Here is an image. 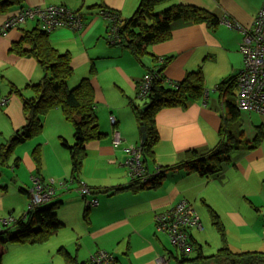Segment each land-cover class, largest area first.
I'll return each mask as SVG.
<instances>
[{
    "label": "crops",
    "instance_id": "1",
    "mask_svg": "<svg viewBox=\"0 0 264 264\" xmlns=\"http://www.w3.org/2000/svg\"><path fill=\"white\" fill-rule=\"evenodd\" d=\"M137 1L24 0V6L45 7L66 4L84 13L85 25L82 28L58 27L49 38L54 47L62 52L70 51L72 54L75 70L71 83H68L70 87L75 83V74L79 67L86 77L90 75L91 67L96 66L97 70L92 76V82L96 91L100 130L104 134L101 139L87 144V155L80 173L83 182L92 188L99 204L87 208L85 200L75 190L61 192L56 197V201L61 200L58 215L65 223V227L45 243L55 244L59 252L61 248H65L77 262L82 257L84 261L90 263V255L93 252L105 249L114 253L116 258L119 255L123 260L125 259V264L126 262L157 264V254L170 256L173 246L167 234L158 229L156 215L173 207L181 198H186L191 203L197 204L202 200L207 209V205H210L221 215L227 229L230 247L235 245L233 241L237 236L248 238L251 245L263 247L264 141L256 149L245 150V153L237 159L231 158L232 164L211 179L202 177L198 173L170 172L164 183L156 189L146 188L138 192L128 189L105 192L104 189L127 186L131 183V175L123 165L126 158L125 150L123 145H113V132L119 129L129 143L142 141L141 129L137 124L133 106L140 102L136 99L137 86L148 71V67H152L155 63L153 57L173 56L164 70L170 83L183 80L187 72L202 66L206 86L213 87L210 83L228 76V72L217 74L209 72V66L217 62V59H240V65L236 66L237 62H234L233 68L238 74L243 68L239 69L243 63V55L240 51L242 33L222 22L211 29L204 23L177 21L173 27V36L169 40L151 45L149 57H144V63L136 59L127 47L110 45L107 41L108 23L98 13L100 7H111L125 16H130L136 8ZM177 1L206 9L219 18L225 14L230 15L248 26L264 0ZM20 8L22 7L13 8L11 13L17 12ZM5 20L6 15L0 14V26ZM30 23H33L32 27L36 25V21H28L7 33H0V92L10 97L8 105L0 110V146L8 143L15 132L26 124L23 97L16 90L19 89L24 97H33L35 91L31 86L38 84L44 75L35 58L19 56L11 51L13 43L22 37L23 29H31ZM214 68L216 72L222 69L216 66ZM212 75H218V78L213 79ZM59 112V109H54L44 118L43 133L41 139L37 141L45 143L44 159L41 145L42 168L39 173L31 156L37 144L35 138L16 148L14 155L17 154V157L14 156V160L17 158L19 160L17 162L11 160L7 165L11 167L13 161L14 165L11 168L14 173L4 171V176L3 172L0 173L2 176L0 219L9 212L20 217L28 209L30 203L28 189L32 186L33 174H38L44 179L56 180H65L71 176L72 171L69 175L68 166L66 167L63 158L58 157V160L61 158L64 170L53 169L48 163L45 152L49 145L55 143L54 133L59 128L66 127L67 139L74 141L73 127L68 123L60 122ZM224 112L219 92L213 89L210 90L206 102L192 103L186 109L172 107L161 110L156 116L160 135V140L154 147L156 164L174 165L184 158L187 149L196 148L205 153L216 146L220 140L219 130L223 126ZM111 115L116 117L117 126L111 122ZM53 126L56 128H51L46 133V128ZM22 164L26 167V172L22 171ZM253 185L257 190L250 192ZM238 195L241 203L242 201L249 203L246 208H243L241 203H234L233 197L238 198ZM253 208H256L257 215L251 213ZM18 212L22 213L17 214ZM203 218L208 224L204 213ZM255 218L256 222H254ZM210 222L212 224L211 218ZM192 237L201 244L194 231ZM79 239H83V243L87 240L84 244L86 249L83 251V244ZM205 241V244L209 245V242ZM220 243L222 241L219 235L216 246L219 247ZM246 246L248 244H242V247ZM202 247L204 254L208 255L203 245ZM193 254L194 251L191 255ZM117 260L120 264L118 258Z\"/></svg>",
    "mask_w": 264,
    "mask_h": 264
},
{
    "label": "trees",
    "instance_id": "2",
    "mask_svg": "<svg viewBox=\"0 0 264 264\" xmlns=\"http://www.w3.org/2000/svg\"><path fill=\"white\" fill-rule=\"evenodd\" d=\"M23 3L24 0H0V14L6 15L7 19L13 14L11 13L13 8L25 7ZM70 9L73 15H78L82 26H84V13L81 10ZM98 13L108 23V43L127 47L131 54L143 63L144 57H149V47L151 45L169 40L173 36V27L177 21L180 20L192 24L204 23L211 29L221 22V18L210 11L195 5L181 4L177 0H138L135 10L130 16H125L114 8L106 6H101ZM106 13L117 17L113 20ZM30 21H36V25L32 29H23L22 37L19 41L13 43L11 51L19 56L35 58L43 69L44 75L38 84L31 86L35 91L33 97H24L19 89L16 90L23 97L26 124L22 129L15 132L8 143L0 146V168L7 166L11 160L14 162L19 160V158L14 160L16 148L43 133L44 118L54 109L61 108L66 119L73 124L75 138L73 145H69L68 141L64 140V144L70 149L72 154V174L69 177L72 184L69 190L58 191L49 202L34 208L28 207L20 217L17 216V221L6 226V230H3L6 233H10V228L16 227L18 231L10 239L27 241L31 244H42L51 240L53 236L65 227V223L62 222L58 215L61 200L56 201V197L61 192L75 190L85 200L86 205V198L93 197L91 187V194L87 197L82 196L78 190L83 182L80 173L87 155V144L101 139L104 134L100 130L96 109V91L92 82V76L97 70L96 66L93 65L91 67L90 75L83 77L77 87H69L68 80L72 77L75 70L71 52H62L54 47L49 38L53 31L44 30L38 20ZM160 58L153 57L155 63L152 67H148V71L145 73L146 75L150 72L153 78L144 98L139 97L141 84H139L140 82L138 83L136 99L140 102L133 106L137 124L140 129L143 125L145 126L147 139L143 140L142 138L140 143H129L122 136L126 142L120 144L123 145L124 150L128 144L141 145L143 167L149 176L144 180L138 176L132 177L129 185L104 189L105 192L127 189L138 192L146 188L156 189L164 183L170 172L198 173L202 177L211 179L224 172L225 168L232 164L230 154L233 150L241 147L245 150H253L260 147L264 141V124L255 125V137L253 139L245 138V132L242 130V111L238 108L236 95L232 92L234 87L237 88V75L235 78H225L215 87V91L219 92L225 109L223 126L219 130L220 140L218 144L205 153L196 148L187 149L184 158L174 165H157L154 151V147L160 140L156 123L157 114L165 108L181 107L186 109L192 103L207 101V98H205L207 87L202 66L187 72L183 80L170 83L164 70L173 56ZM230 94H233V97ZM141 105L144 107L142 106L143 108H141ZM113 125L117 126V119ZM115 130L119 131V129ZM31 156L35 162L37 173H39L42 168L41 144H37L34 147ZM88 207L91 208V206L87 205ZM207 207L212 224L221 237L222 246L214 254L205 255L202 245L191 236L189 240L193 246L194 254L185 255L183 252L173 248L170 251V256L166 255L170 263L264 264V251L232 250L229 246L227 229L221 215L210 205H207ZM25 213L26 215L24 216ZM3 233L0 235V240ZM60 252L64 253L67 261H73L75 264H93L91 255L95 252L90 255V263L77 262L76 258L71 256L65 248H61ZM4 253L5 248L0 247V264Z\"/></svg>",
    "mask_w": 264,
    "mask_h": 264
},
{
    "label": "built area",
    "instance_id": "3",
    "mask_svg": "<svg viewBox=\"0 0 264 264\" xmlns=\"http://www.w3.org/2000/svg\"><path fill=\"white\" fill-rule=\"evenodd\" d=\"M113 20L117 16L106 13ZM30 20H38L41 27L48 32L54 31L60 26H70L74 29L82 28V22L78 15H73L72 10L65 4H54L48 6H25L11 14L0 26V33H7L10 29L27 23ZM222 24L242 33L240 51L243 55V68L237 76L236 102L241 111L258 113L264 115V1L258 8L250 25L246 26L230 15L221 17ZM153 75L149 72L141 79L139 97H145L151 86ZM216 87V86H215ZM213 88L215 90L216 88ZM211 89L207 88L205 98H208ZM10 101L8 95L0 92V110L6 107ZM206 102V101H203ZM113 124L116 117L111 115ZM118 130L114 131L113 145L119 146L125 143ZM126 158L123 165L132 177H141L143 180L149 175L145 171L142 162L141 145L128 144L125 148ZM32 186L29 189V208L51 201L58 191L69 190L71 179L56 180L54 178L44 179L39 175L31 176ZM82 196L91 194V188L82 182L78 189ZM87 205L94 207L99 204L97 197L86 198ZM26 213L24 214V216ZM18 217L8 213L0 219L1 226H8L17 221ZM156 223L159 230L168 234L172 245L177 246L185 255H191L193 246L190 242L191 231L197 229L202 231L204 224L200 216L194 210L190 201L181 198L173 207L159 212L156 215ZM0 229V235L3 233ZM93 264H117L114 253L105 249H99L91 255ZM157 264H170V260L162 254L156 256Z\"/></svg>",
    "mask_w": 264,
    "mask_h": 264
},
{
    "label": "rangeland",
    "instance_id": "4",
    "mask_svg": "<svg viewBox=\"0 0 264 264\" xmlns=\"http://www.w3.org/2000/svg\"><path fill=\"white\" fill-rule=\"evenodd\" d=\"M163 8V7H162ZM33 23H30V27L31 29ZM26 29V28H25ZM58 29V28H57ZM56 30V29H55ZM54 30V31H55ZM218 62V63H217ZM217 62H213L211 64V66H209L208 70L211 74H217L219 72H228V76H224L221 77V79L219 78L216 82L214 83H210V85H213V87H207L210 88L211 90L216 86L214 84H218L221 83L225 78L229 79V78H235L236 75L238 74L234 68H233V63H236V66L239 64L240 65V59H217ZM204 64V63H203ZM202 64V65H203ZM217 68H222L221 70L217 71L215 70L214 67ZM235 66V67H236ZM241 67H243V63L241 64V66L239 67V69H241ZM78 72H76L75 74V83H73L71 88L77 87L79 85V83L81 82L82 78L85 77L83 76V71L82 68L79 67V69H77ZM234 72V73H232ZM74 76V73L72 75V77ZM68 80V83H71V78ZM213 79H217L218 75H212L211 76ZM70 87V86H69ZM238 89L236 87H234L232 89V92L236 95L237 94ZM231 97H233V94H230ZM236 98V97H235ZM142 101V100H141ZM143 102V101H142ZM143 105H141V108ZM60 110V117H61V121L60 122H65L68 123L69 125H71L73 127V124L70 123L65 115L63 114L61 108H59ZM6 118V117H4ZM241 119L243 120V127L242 130L245 132V138L247 139H253L255 137V125L257 123L263 122L264 123V115L261 114H251L248 111H242L241 112ZM59 122V123H60ZM55 129L56 127H47L46 128V133H48V131L50 129ZM57 132H61L60 134H57ZM73 137H74V127H73ZM41 136L36 137L35 141L37 144H41L42 148H43V159L45 156L44 153V146L45 143H41V142H37L41 139ZM67 131H66V127H62L59 128L58 130L55 131L54 133V142L56 143H52L51 145L48 146V148H46V156H47V160L48 163L51 165V167L53 169H60V170H64V166L62 165V160L61 158H63L64 162H66V167L68 166L69 169V175L71 173V169H72V154L70 152V149L64 144V140L66 139L69 143V145H73L75 142V138L74 141L72 142V140L67 139L68 137ZM62 137V138H61ZM42 139H44V136L42 137ZM35 144V145H37ZM33 151V150H32ZM245 149L243 147L239 148V149H235L231 152L230 156L232 159H237L239 156L243 155L245 152ZM15 157H17V154L14 155ZM65 156H66V160H65ZM58 157L59 158L58 160ZM68 159V160H67ZM14 165L13 161L11 162V167ZM9 166H5L0 168V173L3 172V176H4V171H9L11 173H14L12 171V168ZM22 171L26 172L27 169L26 167L22 164ZM1 174H0V178H1ZM67 177V176H66ZM69 179V177H67ZM257 190V188L253 185L252 186V190H250V192H255ZM93 197H95L94 194H92ZM241 196V194H240ZM234 198V203L235 204H240L241 203V198L237 197H233ZM244 201V197L242 198ZM199 203L197 204L196 202L191 203L194 210L197 212V214L200 216V218H202V223L205 226V229L202 231H199L197 229H193L192 231L195 232V235L199 238L201 244L204 246L205 248V252L206 254H213L217 251L218 248H220L222 246V243H220L221 245L218 247L216 246V240H218V233L216 231V229L212 226L211 222H210V218H209V214H208V209L206 208V206L203 204L202 200L198 201ZM195 207H194V205ZM248 202H244L242 201L241 206L243 208H246L248 206ZM22 212H18L17 214H21ZM203 213L206 216V219L208 221L209 226H207L208 224L206 223L205 219L203 218ZM251 213H256V208L252 209ZM263 220V225H264V217H262ZM254 222H256V218L254 220ZM0 229L6 230V226H1ZM17 228L16 227H11L10 228V233H6L4 232L2 234V239L0 240V247L5 248V253L3 255V259H2V263L1 264H75V262L73 261H67L66 256L64 255V253L59 252L58 248L55 246V244H31L27 241H21V240H14V239H10L11 236L15 235L17 233ZM192 231H191V236H192ZM207 240L209 242V245H206V241ZM80 243L83 244L82 247V251L84 249H86V246L84 245L85 242L87 243V240H85V242L83 243V239H79ZM235 245H237V247H235V245L232 248V250L234 251H247V250H259V251H264V246L262 247H258L259 245H251L250 240L248 238H245L243 236H237L234 237V241ZM242 244H248V246L246 247H242ZM172 245V244H171ZM173 246V245H172ZM173 248L177 249L178 251H180V249L177 246H173ZM240 248V249H239ZM212 250V251H211ZM163 255V254H162ZM166 256V255H163ZM167 257V256H166ZM120 261V264H125V259L123 260V258L117 257ZM116 258V260H117ZM79 263L81 262H86L84 261V259H82V257L78 260ZM117 264L118 260H117ZM126 264H129L128 262H126Z\"/></svg>",
    "mask_w": 264,
    "mask_h": 264
},
{
    "label": "water",
    "instance_id": "5",
    "mask_svg": "<svg viewBox=\"0 0 264 264\" xmlns=\"http://www.w3.org/2000/svg\"><path fill=\"white\" fill-rule=\"evenodd\" d=\"M141 131H142V138H143V140H146L147 139V134H146V129H145V126L143 125L142 127H141ZM186 264H195V263H186Z\"/></svg>",
    "mask_w": 264,
    "mask_h": 264
}]
</instances>
